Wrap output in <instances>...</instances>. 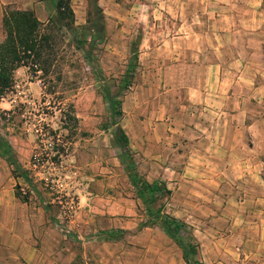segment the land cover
<instances>
[{"label":"rangeland","instance_id":"obj_1","mask_svg":"<svg viewBox=\"0 0 264 264\" xmlns=\"http://www.w3.org/2000/svg\"><path fill=\"white\" fill-rule=\"evenodd\" d=\"M69 3L74 28L101 24L103 36L94 41L79 38L78 45L61 22H54L49 75L43 79L40 71L19 66L12 73V86L0 98V136L10 145L15 160L33 176L28 181L16 176L0 152V241L7 247L17 242L22 245L21 257L6 252L7 259L26 264L23 256H37L41 264H51V260L53 264H109L104 260L112 257V264H135L130 258L136 249L126 239L139 242L136 230L146 220L147 211L130 184L129 166L147 182L160 181L168 190L154 193L148 207L158 215L165 212L187 218L179 233L190 243L197 242V250L199 240L203 241V254L207 239L237 240L241 235H254L255 230L241 231L237 226L241 225V206L255 205L254 191L263 199L256 206L264 207V192L252 187L255 181L264 187V167L256 178L249 173L242 178L221 173L223 177H176L174 171H180L175 159L181 141L177 130L180 111L188 103L183 89L197 80L195 57L206 55L209 59L211 55L214 60L226 61L239 53L241 37L238 32L224 35L228 23L220 22L219 15L231 13L237 20L241 0H96L100 16L88 0ZM14 8L32 10L43 24L53 13L50 0H0V18L3 9ZM88 11L90 22L86 23ZM190 26L202 33L194 43L202 49L209 47L207 54L178 53L191 42L174 39L179 34L176 31ZM235 26L234 30H239ZM207 30L216 32L214 38L204 36ZM87 49L110 84L132 66V72L128 70L131 84L120 95L119 117L111 116L102 97L83 54ZM180 58L192 59V65L179 62ZM260 80L264 82V72ZM254 99L244 103L247 108L253 106ZM186 108L198 109L194 105ZM113 121L127 136L128 148L124 150L113 142ZM50 129L57 141L69 142L67 154L58 162L47 150ZM35 148L38 166L29 162ZM241 154L245 155L241 164L245 168L244 160L252 154ZM51 165L54 167H47ZM214 167L209 171H214L212 175L217 170ZM15 192L27 193L26 200L21 201ZM228 216L235 222L232 230L211 229ZM111 229L123 233L118 239L104 240L106 234H112ZM192 232L195 240L188 239ZM258 236L264 237V230H259ZM197 254L193 256L196 264H207Z\"/></svg>","mask_w":264,"mask_h":264},{"label":"crops","instance_id":"obj_2","mask_svg":"<svg viewBox=\"0 0 264 264\" xmlns=\"http://www.w3.org/2000/svg\"><path fill=\"white\" fill-rule=\"evenodd\" d=\"M219 18L220 22L228 23L224 28V35L238 32L241 48L236 56L226 61L214 60L211 55L209 59L206 55L204 58L195 57L193 68L197 80L185 84L189 86L183 89V97L188 103L182 105L177 129L181 141L178 142L175 157L176 166L180 169L179 172L174 170L176 177H223L221 173L226 177L242 178L247 177L249 173L251 177L256 178L264 167V82L260 80V75L264 72V0H241V15L236 26L234 24L238 21L231 13L221 14ZM234 26L239 30H234ZM1 29L0 18V41L3 38ZM176 32L179 34L174 36V39L184 42V39H189L191 42L190 45L184 46L185 49L180 47L179 54H207L209 47L202 49L194 43V39L203 36L202 33L199 34L191 26L187 30ZM215 33L207 30L204 36L214 38ZM179 60L181 63L192 65V59L188 62L183 58ZM251 97L255 98L253 106L247 108L244 103L251 101ZM189 105L198 109L187 110L186 106ZM241 151L249 156L252 154V157L247 156L244 160L247 163L245 168L241 167L244 163L242 159L245 158ZM214 166L217 170L215 175H212L214 171H209L215 168ZM220 166L222 170L218 169ZM252 187L264 192L263 185L258 181H255ZM253 194L255 205L241 206V225L238 223L237 227L241 228V231L253 229L257 233L246 238L241 235V239L237 240L230 237L207 239L205 254L202 250L205 244L199 240V260L207 264H229V260L232 261L231 264H264V237L258 236V231L264 230V207L256 206V203L263 199L258 197L260 193L254 191ZM180 218L181 221H188L182 216ZM225 220L220 225L212 224L211 229L232 230L235 222H232L229 216ZM156 227L141 226L137 229L139 242L137 238L126 239L132 248L136 249L130 262L186 264L181 249L159 226ZM192 235L195 237V233L192 232ZM105 244L109 242L105 241ZM6 252H12L13 257L17 259L21 257L22 245L19 242L7 247L6 243L0 241V264L21 263L19 260L7 259ZM22 258L26 264H41L37 256ZM111 258H106L104 262L112 264ZM224 258L229 259L226 261ZM50 262L53 264L55 261Z\"/></svg>","mask_w":264,"mask_h":264},{"label":"trees","instance_id":"obj_3","mask_svg":"<svg viewBox=\"0 0 264 264\" xmlns=\"http://www.w3.org/2000/svg\"><path fill=\"white\" fill-rule=\"evenodd\" d=\"M91 5H94L96 13L100 16V9L95 5L96 0H88ZM53 13L47 17V21L43 24L39 21L32 10L28 9H3L1 14V28L3 31V38L0 41V98L12 86L13 71L19 66H27L33 68V72L40 71V77L45 79L50 73V55L54 56L52 47L49 44L50 32L53 29L54 22H61L62 26L75 37L78 45L82 37H90L92 41L100 39L103 36V29L101 24L91 28L88 25H82L79 29L72 26L73 13L69 0H50ZM90 5V4H89ZM90 12H87L86 23L90 22ZM86 56L89 67L98 81V87L102 94L103 99L109 105L111 116L119 117L122 114L120 108V95L126 90L130 84V66L123 76L116 83H108L101 72L96 61H92L89 57V51L83 50ZM129 70V71H128ZM115 82V81H114ZM115 86V91L113 87ZM70 111H72L70 107ZM72 120L75 117H71ZM72 127V126H71ZM73 128V127H72ZM51 143L47 146V150L51 152V158L58 162L60 156H65L69 149V142L57 141L54 132L50 129ZM113 142L119 147L120 150L128 148V139L121 126L117 121H113L112 127ZM43 136V135H42ZM39 137L42 140L43 137ZM40 143L43 145L42 141ZM0 152L6 157L9 165L12 167V172L16 176L21 177L23 180L28 181V177H33L30 171L20 165L11 151L10 145L0 136ZM38 150L35 148L30 155L29 162L35 166L40 164L36 160ZM53 168L54 165L47 166ZM54 176V173H52ZM127 175L130 184L133 186L136 195L146 205V220L141 224L147 226L149 224H158L161 230L181 249L182 258L186 264H196L195 254L197 252L198 244L190 243L182 235L180 230L185 226V223L175 217L169 216L167 213L162 212L161 215L153 213L148 204L152 200V195L157 192L168 193V190L162 187L160 181L147 182L144 178L140 177L133 167H127ZM161 185V186H160ZM39 194V193H37ZM15 196L21 201H25L27 193H16ZM41 197H39L40 199ZM112 234H106L104 240L118 239L123 233L122 229L108 230ZM189 240H195L192 233H190Z\"/></svg>","mask_w":264,"mask_h":264}]
</instances>
